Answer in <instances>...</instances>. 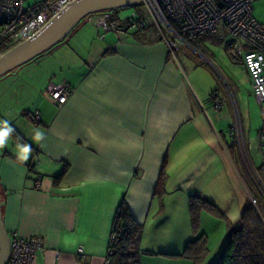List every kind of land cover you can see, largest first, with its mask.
Returning <instances> with one entry per match:
<instances>
[{
  "label": "crops",
  "instance_id": "obj_1",
  "mask_svg": "<svg viewBox=\"0 0 264 264\" xmlns=\"http://www.w3.org/2000/svg\"><path fill=\"white\" fill-rule=\"evenodd\" d=\"M122 11L120 19L129 15ZM133 11L150 22L145 10ZM101 16H88L64 42L0 79V120L15 129L0 150L4 230L9 238L42 241L34 264H103L124 202L143 229L141 264H193L181 257L189 241V198L210 200L206 185L216 192L223 177L240 189L223 135L238 153L233 125L213 107L205 64L223 71L225 56L237 63L228 52L229 34L219 25L172 55L152 25L99 39ZM50 82L73 88L62 110L43 96ZM36 130L44 133L39 144L32 140ZM17 143L32 145L27 163L17 159ZM163 165L167 180L158 196ZM36 179L40 188L31 186Z\"/></svg>",
  "mask_w": 264,
  "mask_h": 264
},
{
  "label": "built area",
  "instance_id": "obj_2",
  "mask_svg": "<svg viewBox=\"0 0 264 264\" xmlns=\"http://www.w3.org/2000/svg\"><path fill=\"white\" fill-rule=\"evenodd\" d=\"M29 0H0V50L9 49L16 44L32 38L40 32L53 15L58 13L72 0H41L27 4ZM259 0H144L141 7L150 17V22L133 11L127 24L115 26L108 24L107 17L98 19V38L103 40L109 32L122 35L127 31L145 30L152 25L157 35L165 40L169 51L174 55L180 44L191 45L201 35H213L219 25H223L230 37L228 52L230 57L242 64L250 81L248 95L256 99L260 107L262 124H264V25L253 17V4ZM229 87L227 86V89ZM228 97L233 108L235 125L233 134L237 150L250 180L257 191L252 194L247 188L249 203L261 216L264 222V126L260 138L261 164L258 169L253 166L245 145L237 107L232 92ZM73 88L68 84L49 83L43 96L57 110H62L71 95ZM215 110L224 107L225 99L219 94L210 96ZM35 124L40 123L38 115L33 116ZM40 180L32 182L33 188H40ZM259 198V199H258ZM114 237L110 234L109 245L103 264H111L113 251L109 248ZM9 257L6 264H34L38 252L42 249L39 238L25 240L17 233L9 238ZM78 255L83 256L79 248Z\"/></svg>",
  "mask_w": 264,
  "mask_h": 264
},
{
  "label": "rangeland",
  "instance_id": "obj_3",
  "mask_svg": "<svg viewBox=\"0 0 264 264\" xmlns=\"http://www.w3.org/2000/svg\"><path fill=\"white\" fill-rule=\"evenodd\" d=\"M41 0H29L27 4H33ZM138 9L144 12L145 9H142L141 6H138ZM253 17L257 22L264 25V0L256 1L253 6ZM123 15H131V9H125L122 11ZM219 36H226L225 33H217ZM228 64L223 71L215 70L209 64H206L208 70H210L211 78L213 80V90L212 93H220V97H225L227 102H225L224 107L219 110V118L228 124H232L233 128L235 125V117L233 113V108L231 106L228 89L232 92L235 104L237 107V115L241 124V131H243L245 142L249 147V156L251 162L255 169H258L261 164L260 156V138L262 133V124L261 121V111L260 107L256 102V99L253 96H249L250 92V81L247 75L244 73L243 66L240 63L232 62L228 56L224 57ZM222 60V59H221ZM9 75L2 78H8ZM2 80V79H1ZM7 80H10L7 79ZM227 86L229 87L227 89ZM214 91V92H213ZM225 136V152L228 154L232 165L234 166V172H238V180H243L246 184V187L251 191L252 194H257L256 189L254 188L250 177L243 165L240 154L234 149L233 140L226 135ZM236 142V139H235ZM224 143V141H223ZM237 143V142H236ZM239 180L240 189L236 191L235 184L232 179H227L223 177L221 182L217 183L215 186H219L220 189L213 191L209 186L206 185L208 189V198L204 196H196L201 199L207 200L215 207L216 212H210L203 209L199 215V225L196 232L192 229L191 225L189 226V241H195L201 236H204L206 242V252L203 256L202 261L198 264H214L223 248L226 245L228 239V227L232 226L234 229H239L241 227L240 215L241 208L243 203L247 198L246 188L243 183ZM219 191V192H218ZM259 199V198H258ZM260 206L264 209V203L259 199ZM205 214H207L208 221L205 219ZM204 219L202 222V216ZM187 242V244L189 243ZM186 244V245H187ZM144 250H141L143 252Z\"/></svg>",
  "mask_w": 264,
  "mask_h": 264
},
{
  "label": "trees",
  "instance_id": "obj_4",
  "mask_svg": "<svg viewBox=\"0 0 264 264\" xmlns=\"http://www.w3.org/2000/svg\"><path fill=\"white\" fill-rule=\"evenodd\" d=\"M131 9L138 10V6ZM119 11L122 10H113L103 13L109 16L107 17L108 24L118 27L127 24L129 18L120 19V17L117 16ZM70 35H68V37ZM6 50L7 49L0 50V54ZM29 171L32 173L33 168L29 167ZM166 180L167 177L163 165L155 187L156 195L159 196L163 194ZM203 209L216 212L215 207L207 200L196 196H191L189 198L190 225L195 232L199 225V215ZM240 222L241 227L239 229H234L229 225L226 245L214 264H264V222H262L261 216L249 201L244 205L241 211ZM142 233V226L133 220L124 202H122L114 218L111 230V235H113L114 240L109 246L113 251L110 263L141 264L140 258L142 252L140 249V242ZM205 242L204 236L199 237L195 241H189L184 247L181 257L191 260L193 264L200 263L206 252Z\"/></svg>",
  "mask_w": 264,
  "mask_h": 264
},
{
  "label": "water",
  "instance_id": "obj_5",
  "mask_svg": "<svg viewBox=\"0 0 264 264\" xmlns=\"http://www.w3.org/2000/svg\"><path fill=\"white\" fill-rule=\"evenodd\" d=\"M144 0H72L32 38L0 54V79L62 43L88 16L141 6ZM9 237L0 210V264L9 257Z\"/></svg>",
  "mask_w": 264,
  "mask_h": 264
},
{
  "label": "clouds",
  "instance_id": "obj_6",
  "mask_svg": "<svg viewBox=\"0 0 264 264\" xmlns=\"http://www.w3.org/2000/svg\"><path fill=\"white\" fill-rule=\"evenodd\" d=\"M15 132V129L11 126L9 121L0 120V150L4 149L7 146L8 140L11 135ZM44 139V133L40 130H36L34 135L32 136V140L39 144ZM33 151V147L28 143H17L16 144V154L17 159L27 163L31 153Z\"/></svg>",
  "mask_w": 264,
  "mask_h": 264
}]
</instances>
